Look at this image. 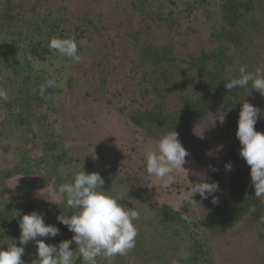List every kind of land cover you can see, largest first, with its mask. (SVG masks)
<instances>
[{
    "label": "trees",
    "instance_id": "16d2710c",
    "mask_svg": "<svg viewBox=\"0 0 264 264\" xmlns=\"http://www.w3.org/2000/svg\"><path fill=\"white\" fill-rule=\"evenodd\" d=\"M67 1L0 0V74L4 69L9 71V74L4 73V77L0 76V88L9 94L7 102L0 101V107L6 113L4 121L14 123L15 130H20L21 139L24 140L14 151V161H19L20 165L5 174L11 177L24 173L29 183L24 189L26 198L0 201V241L6 246L3 248L7 249L10 238H14L16 245L20 246V216L17 213L23 215L32 211L40 213L46 224L60 230L56 237L37 239L52 245L72 239L73 233L56 217L71 215L76 209L68 208L62 196L60 203L54 204L47 195L37 194L34 190L53 182L58 191L59 185L71 182L74 174L81 170L99 173L105 181L102 190L110 186L116 177L114 171L103 165L82 163L67 155L59 125L49 123L51 116L48 114L54 98L62 89H56L55 81L48 72L40 75L41 71L36 66L49 63L44 71L52 69L62 76L65 66L58 67L54 62L65 60L67 65L74 60L50 49L49 41L52 38L74 39L80 56L89 49L94 51L99 43L106 44L108 39L114 37L127 24L125 20L121 21L126 15L133 18H129L128 23L136 27L132 32L135 33V46L138 45L142 58L132 66L139 75L137 93L130 100L135 106L129 103L126 108L118 107V111L152 139H158L163 133L174 129L179 133V140L189 156L213 181L227 180L224 198L217 203H212V196L200 200L205 208V226L208 229L221 233L245 218L250 219L251 223H264V202L254 197L250 166L244 160L242 165L238 164L241 157V145L235 135L238 118L230 116L233 110L240 109L242 100L247 101L261 109L255 130L264 133V102L261 94L251 90L250 85L230 91L224 87V83L239 76V67L245 66L244 61L248 60L246 56L250 55L252 40L248 42L250 33L246 29L245 17L253 18L250 25L257 27L253 12L264 11L261 7L263 0H126L123 6L120 4L124 0H76L84 7H71ZM180 3H183L181 10ZM211 5L221 15L220 20L217 17L211 26V40L215 44L211 50L203 49L197 54L189 53L187 58H176L167 44L156 46L154 40L148 37L163 24L171 28L181 24L179 15L182 20H187V25H190L197 10H201L202 15L205 12L209 18L214 16V11L204 8ZM130 32L127 35L132 37ZM145 33L148 34L146 43H139V38ZM103 49L93 56L96 60V77L102 85H106L110 72L109 53ZM66 83H69L68 80ZM218 112L225 113L224 123L231 127V132L218 127L209 128L202 138L198 137L200 133H196L195 129L209 118L207 113ZM25 144L30 145V149ZM210 147L229 157L231 171H226L224 163L210 157L207 151ZM37 150L40 154L30 156ZM62 166L65 174L59 171ZM29 173L36 177L30 178ZM252 206H255V212H249ZM158 214L161 223L179 225L180 214L170 206L162 205ZM70 247L75 251L74 244ZM202 250V246L194 245L190 249V257L196 260ZM35 258L36 243L29 241L24 246L21 259L33 264ZM82 261L76 257L74 264H82Z\"/></svg>",
    "mask_w": 264,
    "mask_h": 264
},
{
    "label": "rangeland",
    "instance_id": "374dc122",
    "mask_svg": "<svg viewBox=\"0 0 264 264\" xmlns=\"http://www.w3.org/2000/svg\"><path fill=\"white\" fill-rule=\"evenodd\" d=\"M67 2L71 7H84L76 0ZM125 2L126 0L120 5L123 6ZM182 6L183 3H180V10ZM261 7L264 9V0ZM204 8L214 11V16L209 18L205 12L202 15L201 10H197L190 25H187V20H182L179 15L181 24L172 28L167 24L158 26L150 36L145 33L139 38V43H146L148 36L156 46L167 44L176 58H187L189 53L197 54L203 49L211 50L215 45L211 40V26L217 17L220 20L221 15L213 5ZM255 11L253 13L257 27L250 25V19L253 18L245 17L246 29L250 33L248 42L252 40L250 55L244 61L249 71H254L258 65H264V11ZM129 18L132 17L126 15L121 18L127 24L117 31V36L115 34L108 39L106 44L99 43V48L95 47L94 51L89 49L84 52L78 62L66 65L65 60H56V66H65L62 76L52 69L44 71L49 63L42 67L36 66L41 71L40 75L48 72L55 81L56 89H62L54 98L52 110H48V114L51 116L49 123L56 122L59 125L63 147L66 142L71 143L70 148L64 147L67 155L82 163L95 162L114 171L116 177L103 191L139 213L138 218L133 221L138 232L135 247L123 256L108 258L100 255L96 257V264H264V223H251L250 219L245 218L231 229L216 233L205 226V208L201 205V197L194 195L195 203L190 197L184 199L190 192L187 179L191 183L199 182L203 175L208 182H213L190 156L186 157L187 163L183 166L190 170L187 176L182 170L174 171L176 179L170 187H164L158 178L145 174L146 154L155 149L157 139L145 135L118 111V107L126 108L129 103L134 105L130 100L139 87V75L132 66L142 57L139 55L138 45L135 46V33L132 32L136 27L129 25ZM129 31L132 37L127 35ZM101 48L107 49L109 53L110 72L107 74L106 85L100 83L95 71L96 60L93 55L100 54ZM18 69L21 71V66ZM1 73L0 76L4 77V73L9 74V71L4 69ZM67 80L69 83L65 85ZM172 100L175 102V99ZM261 100L264 102V96ZM32 105H35L34 102ZM42 110L47 111L45 107ZM239 111L240 109H235L229 114L238 118ZM5 116L6 113L0 107V201L26 198L24 189L29 184L24 173L11 177L5 174L20 165L19 161H14V151L24 141L20 130H15V124L4 121ZM211 124V119L207 118L195 132L200 133L205 126H209L205 131L218 127L231 132V127L224 122ZM27 148L30 149V145ZM207 151L217 162L232 163L217 148L210 147ZM34 153L40 154L37 150L30 156ZM238 164H243L242 157ZM29 176L36 177L31 173ZM216 183L219 191L213 195L221 200L225 196L228 182L222 178ZM46 185L34 192L47 195L54 204L60 203L62 197L53 182ZM162 205H168L180 214L179 225L160 222L158 210ZM194 245L204 248L196 260L190 257V249ZM3 247L6 246L0 241V249H4ZM76 257H79L78 251L75 252L74 259ZM82 264L85 262L82 261Z\"/></svg>",
    "mask_w": 264,
    "mask_h": 264
},
{
    "label": "clouds",
    "instance_id": "9594fccd",
    "mask_svg": "<svg viewBox=\"0 0 264 264\" xmlns=\"http://www.w3.org/2000/svg\"><path fill=\"white\" fill-rule=\"evenodd\" d=\"M49 48L76 62L80 60L78 46L74 39L52 38ZM239 76L232 78L224 87L227 91L234 88H247L255 90L264 96V65H258L254 71H249L246 66H240ZM250 94V93H249ZM248 94V95H249ZM7 90L0 88V101L7 102ZM261 109L242 100L238 114L236 137L241 145L239 154L250 166V178L254 188V197L264 202V133L255 130V125ZM212 121L223 123L225 113H207ZM209 126L203 127L198 137H203L204 131ZM65 149L71 147L70 142L64 144ZM189 152L182 146L179 133L172 129L163 133L155 141V149L149 151L145 157V174L158 178L164 187L175 183L173 172L182 170L187 176L189 169L183 166L187 163ZM231 163L225 164V170L231 171ZM60 173L65 174L63 166ZM199 175V174H198ZM184 199H191L198 194L202 199L212 196V203H217L213 194L219 191L216 182H208L201 175L199 182L191 183ZM105 181L97 172L86 173L81 170L74 174L71 182H66L58 187L59 194L64 198L68 208L76 209L71 215H58L59 223L65 225L73 233L71 240H63L58 245L46 244L37 237H56L60 234L59 228L45 223L43 216L32 211L29 214H19V245L14 238L9 239L7 249H0V264H24L21 257L24 246L29 241L36 243V258L33 264H74V255L78 251L79 257L85 264H96V257L103 255L108 258L126 255L135 247L137 228L133 221L139 213L120 203L116 198L103 191ZM255 206L249 212H255ZM264 220V218H262ZM75 245V251L70 245Z\"/></svg>",
    "mask_w": 264,
    "mask_h": 264
}]
</instances>
